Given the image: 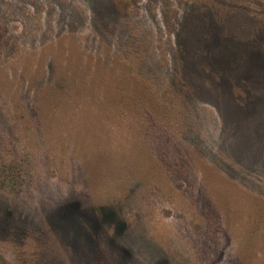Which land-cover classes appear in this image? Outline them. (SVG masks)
Returning a JSON list of instances; mask_svg holds the SVG:
<instances>
[{"label": "rangeland", "instance_id": "obj_1", "mask_svg": "<svg viewBox=\"0 0 264 264\" xmlns=\"http://www.w3.org/2000/svg\"><path fill=\"white\" fill-rule=\"evenodd\" d=\"M0 264H264V0H0Z\"/></svg>", "mask_w": 264, "mask_h": 264}, {"label": "trees", "instance_id": "obj_2", "mask_svg": "<svg viewBox=\"0 0 264 264\" xmlns=\"http://www.w3.org/2000/svg\"><path fill=\"white\" fill-rule=\"evenodd\" d=\"M20 11L21 9L17 3H9L4 9L0 8V21H5L9 16L8 14L19 13Z\"/></svg>", "mask_w": 264, "mask_h": 264}]
</instances>
